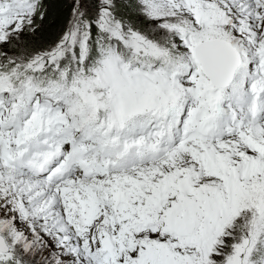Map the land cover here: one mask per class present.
<instances>
[{"label":"snow or ice","instance_id":"obj_1","mask_svg":"<svg viewBox=\"0 0 264 264\" xmlns=\"http://www.w3.org/2000/svg\"><path fill=\"white\" fill-rule=\"evenodd\" d=\"M0 264H264V0H0Z\"/></svg>","mask_w":264,"mask_h":264},{"label":"trees","instance_id":"obj_2","mask_svg":"<svg viewBox=\"0 0 264 264\" xmlns=\"http://www.w3.org/2000/svg\"><path fill=\"white\" fill-rule=\"evenodd\" d=\"M58 12V7L54 4L50 9V15L56 14Z\"/></svg>","mask_w":264,"mask_h":264}]
</instances>
